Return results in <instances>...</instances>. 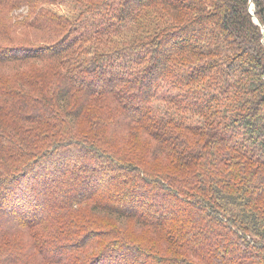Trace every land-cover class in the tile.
<instances>
[{
  "label": "trees",
  "instance_id": "1",
  "mask_svg": "<svg viewBox=\"0 0 264 264\" xmlns=\"http://www.w3.org/2000/svg\"><path fill=\"white\" fill-rule=\"evenodd\" d=\"M263 28L264 0H0V264H264Z\"/></svg>",
  "mask_w": 264,
  "mask_h": 264
},
{
  "label": "rangeland",
  "instance_id": "2",
  "mask_svg": "<svg viewBox=\"0 0 264 264\" xmlns=\"http://www.w3.org/2000/svg\"><path fill=\"white\" fill-rule=\"evenodd\" d=\"M49 7H51L53 10H55V11H57L59 13H66V14L69 13V14H72L71 13V10H70L71 8H70L69 4L67 2H65V1H61V2H58L56 4H51V5H49ZM25 11L26 10H25V7L24 6H20L17 9H15V11L12 12V14L14 15V16H12V20L15 19V15H17V18L16 19H19L20 18V15H23L25 13ZM165 90H169V89H167V87L164 86L162 88V92L165 91ZM168 93H174V91L169 90ZM197 117H198V114L195 116V118H197ZM121 142H119V143H121ZM113 143L117 145V137H116V142H114V140H113ZM76 186H77V184H76ZM128 224H130L132 226L131 223H128Z\"/></svg>",
  "mask_w": 264,
  "mask_h": 264
},
{
  "label": "water",
  "instance_id": "3",
  "mask_svg": "<svg viewBox=\"0 0 264 264\" xmlns=\"http://www.w3.org/2000/svg\"><path fill=\"white\" fill-rule=\"evenodd\" d=\"M255 21L257 22V23H259V21L255 18ZM263 33H264V28H263Z\"/></svg>",
  "mask_w": 264,
  "mask_h": 264
}]
</instances>
